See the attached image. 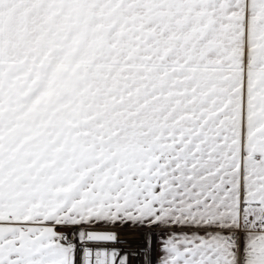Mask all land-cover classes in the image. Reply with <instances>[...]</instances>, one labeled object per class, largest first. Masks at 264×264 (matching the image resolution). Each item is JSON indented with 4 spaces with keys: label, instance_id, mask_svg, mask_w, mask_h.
<instances>
[{
    "label": "snow or ice",
    "instance_id": "1",
    "mask_svg": "<svg viewBox=\"0 0 264 264\" xmlns=\"http://www.w3.org/2000/svg\"><path fill=\"white\" fill-rule=\"evenodd\" d=\"M0 264H264V0H0Z\"/></svg>",
    "mask_w": 264,
    "mask_h": 264
}]
</instances>
